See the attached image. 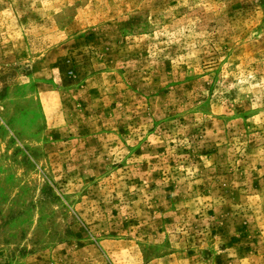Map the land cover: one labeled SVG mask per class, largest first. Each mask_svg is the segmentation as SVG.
Masks as SVG:
<instances>
[{
	"label": "rangeland",
	"instance_id": "374dc122",
	"mask_svg": "<svg viewBox=\"0 0 264 264\" xmlns=\"http://www.w3.org/2000/svg\"><path fill=\"white\" fill-rule=\"evenodd\" d=\"M0 264H264V0H0Z\"/></svg>",
	"mask_w": 264,
	"mask_h": 264
}]
</instances>
